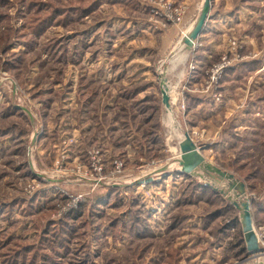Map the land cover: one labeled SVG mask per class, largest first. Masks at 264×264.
I'll list each match as a JSON object with an SVG mask.
<instances>
[{
    "label": "rangeland",
    "instance_id": "374dc122",
    "mask_svg": "<svg viewBox=\"0 0 264 264\" xmlns=\"http://www.w3.org/2000/svg\"><path fill=\"white\" fill-rule=\"evenodd\" d=\"M204 1L0 0V264L261 263L244 248L230 182L211 178L225 195L177 173L187 131L209 146L208 163L264 201V148L253 166L233 165L225 111L188 116L190 95L221 106L235 96L241 107V87L225 90V75L261 54L240 31L205 66L199 51L183 52L184 27ZM257 77H246L250 96L264 102ZM163 83L177 98L176 130ZM257 229L264 250V220Z\"/></svg>",
    "mask_w": 264,
    "mask_h": 264
},
{
    "label": "crops",
    "instance_id": "0c3cea01",
    "mask_svg": "<svg viewBox=\"0 0 264 264\" xmlns=\"http://www.w3.org/2000/svg\"><path fill=\"white\" fill-rule=\"evenodd\" d=\"M203 4L200 10H202ZM200 13L198 15L197 12V16L187 22L184 27V29H186L185 32L193 29ZM175 28L178 29L176 26ZM237 31L241 32L240 38L247 44L248 48L252 51L261 53L251 62L243 61L236 66H231L225 75L226 79H224L223 84L225 90L236 91L238 86L241 87V107H237L236 104L240 102V99L237 100L235 96L229 97L230 99L227 98L223 106H221L213 102L215 100L212 95L206 96V98L199 95H190V97H188V116L192 119L195 118L196 115L199 116L204 112L206 115L212 111L214 114H218L219 111L224 110L227 128L225 129V133L221 132L222 127L216 128L214 135L218 137L220 133H223L226 136L225 149L227 152L233 153V165L240 164V166L249 167L254 165L256 152L264 148V124L259 126L257 123V121L264 122V102L253 100V93L250 96L251 93L249 89L253 83L251 82L253 79L246 78L252 74L257 75V78L264 75V0H211V9L208 19L202 33L195 41L194 46L192 48L187 47L182 42L183 37L181 38L180 45L183 52L189 51L194 53L195 51H199L200 54L197 58L198 65L205 66L211 63L215 56L224 53L225 47L227 52L228 40H230ZM262 50L263 52H261ZM186 83L190 84L189 86H192L194 90L198 89L193 86L194 83L191 81L186 80ZM244 83L246 87L243 85ZM256 83L263 82L257 80ZM244 88L246 89L244 90ZM170 97L172 101L177 100V98L172 97V95H170ZM209 116L212 117V115ZM237 136L242 137L241 141L237 139ZM243 136L245 139H243ZM206 146L209 147L208 145ZM238 151L241 152V157L236 158L235 155H238ZM247 181L245 183L246 191L250 195L253 185L250 182L247 183ZM255 200L258 199H251V213L253 216L254 228L259 234L257 226L264 220V201H258L257 204ZM244 248H246L245 242ZM263 261L264 258H260L257 262L263 263Z\"/></svg>",
    "mask_w": 264,
    "mask_h": 264
},
{
    "label": "water",
    "instance_id": "95a60500",
    "mask_svg": "<svg viewBox=\"0 0 264 264\" xmlns=\"http://www.w3.org/2000/svg\"><path fill=\"white\" fill-rule=\"evenodd\" d=\"M210 9L211 0H205L200 16L197 19L193 29L183 40L187 47L192 48L195 41L202 33L208 19ZM161 93L163 104L168 110H171L172 108L170 103L169 89L164 83L162 84ZM207 148V146L199 147L196 145L189 132L185 131L179 142L180 159L178 160V164L180 167L177 170L178 175L199 176L200 178H203L215 191H219L225 195H227V192H225L223 189H220L218 187L219 185L217 184L218 182L212 180L211 178L213 174H217L221 179L228 180L230 182L229 189L231 190V194L228 195L227 198L239 212L246 250L249 255L248 257L257 258L259 256H264V250L261 248L259 238L255 232L253 216L251 213L252 201L247 196L245 184L237 180L233 174L225 172L208 163L205 156L203 155V151ZM147 181L149 182L150 180Z\"/></svg>",
    "mask_w": 264,
    "mask_h": 264
},
{
    "label": "built area",
    "instance_id": "2783aa9c",
    "mask_svg": "<svg viewBox=\"0 0 264 264\" xmlns=\"http://www.w3.org/2000/svg\"><path fill=\"white\" fill-rule=\"evenodd\" d=\"M163 2V1H162ZM150 7V9H151V6H149ZM161 8H164V6H162ZM152 12H156L157 13V9L156 8H154V7H152ZM163 13H161V15H162ZM168 18H170L171 16H167ZM228 66H229V64L227 65L226 63H221L220 65H218L217 67H215L214 68V71H213V73H212V80H216V78H218V76L219 75H221L222 73H223V71L226 69V68H228ZM116 163V166H117V168H121L122 167V164L119 162H115ZM99 171H102V167L101 168H99ZM255 232H256V230H255ZM256 234H257V236H258V238H259V241H260V245H261V247H262V242H261V236H260V234H258L257 232H256Z\"/></svg>",
    "mask_w": 264,
    "mask_h": 264
},
{
    "label": "bare ground",
    "instance_id": "6f19581e",
    "mask_svg": "<svg viewBox=\"0 0 264 264\" xmlns=\"http://www.w3.org/2000/svg\"><path fill=\"white\" fill-rule=\"evenodd\" d=\"M190 32H191V30H189ZM188 31V33H186L185 34V37H184V39L190 34V32ZM185 57V56H184ZM182 58V57H181ZM186 58V57H185ZM180 60L182 61L183 60V58L182 59H179V62H180ZM184 62V61H183ZM177 64V63H176ZM173 68V67H172ZM180 80V79H179ZM177 87V86H176ZM174 94H175V91H174ZM175 96V95H174ZM173 97V96H172ZM175 99V98H174ZM174 101V100H173ZM173 101H172V103H171V105L173 106ZM166 114V113H165ZM167 119H166V123H168V126L169 125H171L175 130H176V127H175V125H174V117H173V114H172V111L171 110H168V113H167V117H166ZM167 125V124H166ZM171 131H173V130H171ZM174 134H175V132H174ZM260 260V259H259Z\"/></svg>",
    "mask_w": 264,
    "mask_h": 264
},
{
    "label": "trees",
    "instance_id": "16d2710c",
    "mask_svg": "<svg viewBox=\"0 0 264 264\" xmlns=\"http://www.w3.org/2000/svg\"><path fill=\"white\" fill-rule=\"evenodd\" d=\"M25 255V254H24ZM35 257V256H34Z\"/></svg>",
    "mask_w": 264,
    "mask_h": 264
}]
</instances>
